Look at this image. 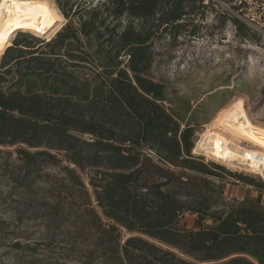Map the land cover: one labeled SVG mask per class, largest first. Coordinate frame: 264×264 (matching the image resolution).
Returning a JSON list of instances; mask_svg holds the SVG:
<instances>
[{
	"label": "trees",
	"instance_id": "1",
	"mask_svg": "<svg viewBox=\"0 0 264 264\" xmlns=\"http://www.w3.org/2000/svg\"><path fill=\"white\" fill-rule=\"evenodd\" d=\"M56 3L68 22L55 37L18 30L0 59V146H16L24 204L34 207L28 183L45 164L66 163V197L53 191L48 216L75 235L82 264H264L261 195L216 209L225 169L193 155L195 128L151 76L155 41L199 34L205 0Z\"/></svg>",
	"mask_w": 264,
	"mask_h": 264
},
{
	"label": "rangeland",
	"instance_id": "2",
	"mask_svg": "<svg viewBox=\"0 0 264 264\" xmlns=\"http://www.w3.org/2000/svg\"><path fill=\"white\" fill-rule=\"evenodd\" d=\"M49 2L61 17L49 33L42 35L46 41L54 38L68 22L56 0ZM205 3L208 9L199 34L175 41L165 36L155 41L157 55L151 76L165 85V106L179 119L182 128L186 125L195 128L193 155L225 169L220 177L213 179L223 187V192L215 194L213 199L216 209L221 211L247 196L261 195L264 203L263 171H251L245 165L196 151L202 134L223 109L233 104H240L255 125L264 127V30L249 27L258 41L244 37L232 22L237 17L226 5L227 0H205ZM15 37L16 33L11 45ZM243 145L251 147L248 143ZM65 165L43 166L28 183L37 200L34 207L27 206L24 204L26 191L15 181L21 167L16 146H0V264L24 261L31 264L32 256L36 259L32 264H82V250L79 247L75 252L71 250L75 235L68 233L67 227L55 230L48 216L53 191L55 195L59 191L64 195L62 168ZM235 175L249 180L241 181ZM195 219L196 215L185 213L180 225L193 228ZM131 235L136 234L123 231L125 239Z\"/></svg>",
	"mask_w": 264,
	"mask_h": 264
},
{
	"label": "bare ground",
	"instance_id": "3",
	"mask_svg": "<svg viewBox=\"0 0 264 264\" xmlns=\"http://www.w3.org/2000/svg\"><path fill=\"white\" fill-rule=\"evenodd\" d=\"M60 17L49 0H0V56L18 30L45 35ZM197 150L264 172V127L255 125L240 104H233L223 109L202 134Z\"/></svg>",
	"mask_w": 264,
	"mask_h": 264
},
{
	"label": "built area",
	"instance_id": "4",
	"mask_svg": "<svg viewBox=\"0 0 264 264\" xmlns=\"http://www.w3.org/2000/svg\"><path fill=\"white\" fill-rule=\"evenodd\" d=\"M226 5L248 27L264 30V0H227Z\"/></svg>",
	"mask_w": 264,
	"mask_h": 264
}]
</instances>
